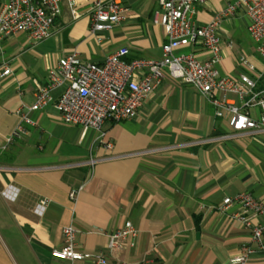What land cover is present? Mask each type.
I'll use <instances>...</instances> for the list:
<instances>
[{
	"label": "crops",
	"instance_id": "obj_1",
	"mask_svg": "<svg viewBox=\"0 0 264 264\" xmlns=\"http://www.w3.org/2000/svg\"><path fill=\"white\" fill-rule=\"evenodd\" d=\"M93 1L77 0L71 9L63 2L52 35L39 44L19 33L0 47V74L10 70L0 76V264H69L51 257L68 226L80 252L102 253L107 264H233L242 245L253 250L246 264H264L250 229L235 218L240 207L220 209L224 198L243 192L264 200V132L233 134L226 116L216 117L211 104L166 71L132 119L107 122L102 133L64 123L53 102L28 111L62 57L101 62L126 47L127 60L160 59L166 37L154 19L158 0H120L126 7L120 23L91 34ZM236 2L206 0L193 19L205 25ZM248 24L241 8L220 24L217 67L230 75L244 57L254 70L243 71L261 89L264 64L255 42L236 59L229 40L238 27L248 33ZM178 52L208 59L199 45ZM17 125L23 132L12 137ZM126 222L134 235L109 252L108 235Z\"/></svg>",
	"mask_w": 264,
	"mask_h": 264
},
{
	"label": "built area",
	"instance_id": "obj_2",
	"mask_svg": "<svg viewBox=\"0 0 264 264\" xmlns=\"http://www.w3.org/2000/svg\"><path fill=\"white\" fill-rule=\"evenodd\" d=\"M77 0H3L0 7V47L8 38L25 33L33 45L50 38L55 18L63 2L71 9ZM206 0H158L159 10L154 19L165 32L158 60H127L128 49L121 47L107 55L101 62L82 60L77 53L62 57L48 70L47 83L38 88L34 102L28 111H37L53 102L60 118L66 124L78 126L83 132L93 130L102 133L107 122L119 123L132 119L163 78V72L183 85L190 86L215 108V116H226L233 134L264 132V87L257 89V82L242 67L250 71L254 67L244 57L230 75H223L217 65L221 61L220 24L243 9L249 20L247 32L256 44V53L264 64V0H237L217 13L205 25L193 19L194 7ZM126 7L120 0H94L89 10V31L97 34L112 29L123 19ZM201 48L208 59L200 61L192 52L180 49ZM4 67L0 76L8 75ZM136 73L140 74L136 76ZM231 97H234L233 99ZM20 119L30 120L25 114ZM23 132L17 125L12 137ZM103 135V134H102ZM11 140L8 139V142ZM105 148H111L104 141ZM74 191L69 196L72 199ZM42 206L46 200H41ZM235 204L242 210L235 215L248 229L250 241L256 250L264 254V200H256L243 192L226 197L220 209ZM262 216V223H252L250 217ZM63 245L51 251V257L69 264H107L102 253L80 252L76 247V234L72 227L62 230ZM134 235L130 222L108 235L107 248L114 252L125 245L124 240ZM253 250L242 245L233 264H246Z\"/></svg>",
	"mask_w": 264,
	"mask_h": 264
},
{
	"label": "rangeland",
	"instance_id": "obj_3",
	"mask_svg": "<svg viewBox=\"0 0 264 264\" xmlns=\"http://www.w3.org/2000/svg\"><path fill=\"white\" fill-rule=\"evenodd\" d=\"M229 38L232 44V52L234 58L238 59L243 53L246 54V50H243L244 47H253L255 44L241 27H238L234 31H230ZM257 56V55H256ZM258 57V56H257ZM259 58V57H258ZM259 60H261L259 58Z\"/></svg>",
	"mask_w": 264,
	"mask_h": 264
}]
</instances>
